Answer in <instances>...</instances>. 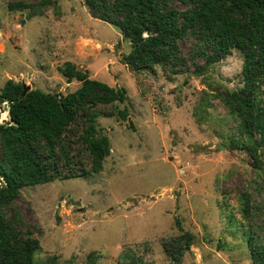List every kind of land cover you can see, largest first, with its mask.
<instances>
[{
  "label": "rangeland",
  "instance_id": "374dc122",
  "mask_svg": "<svg viewBox=\"0 0 264 264\" xmlns=\"http://www.w3.org/2000/svg\"><path fill=\"white\" fill-rule=\"evenodd\" d=\"M13 1L0 0V88L14 79L74 92L81 82L60 72L73 61L129 96L95 121L93 135L111 143L102 171L21 190L16 207L41 244L34 264H173L162 243L182 234L179 224L195 237L179 264H253L248 236L264 225V148L237 147L240 119L215 96L242 85L240 51L202 69L189 60L178 74L160 65L135 72L123 60L130 39L91 16L85 0H54L32 18L10 10ZM182 50L190 59L191 41ZM7 104L0 124L10 120Z\"/></svg>",
  "mask_w": 264,
  "mask_h": 264
},
{
  "label": "trees",
  "instance_id": "16d2710c",
  "mask_svg": "<svg viewBox=\"0 0 264 264\" xmlns=\"http://www.w3.org/2000/svg\"><path fill=\"white\" fill-rule=\"evenodd\" d=\"M85 4L93 17L129 37L132 50L123 60L135 72H154L160 65L178 74L189 69V60H202L198 67L202 69L238 49L243 83L215 96L240 119L242 138L237 147L264 148V0H85ZM52 5L54 0H17L8 8L29 10L32 18L44 15ZM184 41H191L190 59L183 53ZM60 72L81 86L67 94L39 88L24 93L23 83L8 79L0 88V105L10 104V120L0 124V264H34L41 249L16 207L21 190L102 171L111 143L106 136L93 135L95 121L104 113L102 108L129 98L126 88L91 78L73 61L65 62ZM119 114L127 119L129 111L125 108ZM250 200L247 194L248 214ZM258 227L262 233L250 229L248 245L253 264H264V225ZM179 228L181 235L162 243L173 264L182 261L195 238L182 225Z\"/></svg>",
  "mask_w": 264,
  "mask_h": 264
},
{
  "label": "water",
  "instance_id": "95a60500",
  "mask_svg": "<svg viewBox=\"0 0 264 264\" xmlns=\"http://www.w3.org/2000/svg\"><path fill=\"white\" fill-rule=\"evenodd\" d=\"M25 22V20H23V22L22 23H24ZM126 38H128L129 39V37L128 36H126ZM23 86H24V93H26L28 90H31L32 88H31V86L29 85V86H27V84L26 83H23ZM6 107L9 109L10 108V104H7L6 105ZM221 147H225L224 145H221Z\"/></svg>",
  "mask_w": 264,
  "mask_h": 264
},
{
  "label": "crops",
  "instance_id": "0c3cea01",
  "mask_svg": "<svg viewBox=\"0 0 264 264\" xmlns=\"http://www.w3.org/2000/svg\"><path fill=\"white\" fill-rule=\"evenodd\" d=\"M92 16V15H91Z\"/></svg>",
  "mask_w": 264,
  "mask_h": 264
}]
</instances>
